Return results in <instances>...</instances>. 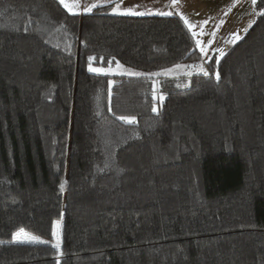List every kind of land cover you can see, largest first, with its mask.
Wrapping results in <instances>:
<instances>
[{
    "label": "trees",
    "instance_id": "obj_1",
    "mask_svg": "<svg viewBox=\"0 0 264 264\" xmlns=\"http://www.w3.org/2000/svg\"><path fill=\"white\" fill-rule=\"evenodd\" d=\"M113 5L0 0V264H264V0L209 59ZM117 63L145 75L90 70Z\"/></svg>",
    "mask_w": 264,
    "mask_h": 264
},
{
    "label": "crops",
    "instance_id": "obj_2",
    "mask_svg": "<svg viewBox=\"0 0 264 264\" xmlns=\"http://www.w3.org/2000/svg\"><path fill=\"white\" fill-rule=\"evenodd\" d=\"M202 1L209 2L208 4H210L212 8L214 6V9H212L211 14H203V17L200 19L197 16L202 12V9L205 8L201 5ZM237 2L238 0H178V3L173 4L172 0H65V3L72 8L71 13L79 15L88 13L89 11H85V9L92 7L93 4L97 7L108 3H114L113 8H115L117 4L120 5L121 11L114 12L112 9V13L116 15L148 16L162 15L161 13L179 15L184 21L186 18L189 23L195 25V27L191 29L192 32L204 33L203 35L195 37V40L200 39L204 41L205 46L209 49L211 47L213 50L217 47L226 50L233 45V34L238 32L237 29L244 21V17L242 18L243 13L241 12V4ZM96 7H92V10ZM129 7H134L136 12L144 14H124L123 9ZM65 8L68 10V7ZM191 15H193L194 19H191ZM205 20L208 21L207 24L202 23ZM221 21H223V23H221ZM212 33H215V35L213 36ZM209 41L212 43L209 44ZM221 43L222 46L220 45Z\"/></svg>",
    "mask_w": 264,
    "mask_h": 264
},
{
    "label": "rangeland",
    "instance_id": "obj_3",
    "mask_svg": "<svg viewBox=\"0 0 264 264\" xmlns=\"http://www.w3.org/2000/svg\"><path fill=\"white\" fill-rule=\"evenodd\" d=\"M234 2V1H233ZM232 2V4H233ZM209 2H201V5L202 7H205L204 9H202V12H200V14L197 16L198 18H202L203 17V14L204 15H209V13L211 14L212 12V9H214V6L213 8L211 7L210 4H208ZM238 4L240 3L241 5V8H242V18L244 17V21L243 23L241 24V26L237 29V33L239 34V36L241 37L248 29L249 27L254 23L255 19H256V10L252 4V0H238L237 2ZM191 19H194L193 15H191ZM234 37V42L237 40L235 38V36L233 35ZM203 44L205 45V42L202 41ZM233 42V43H234ZM222 46V43L220 44ZM217 47L216 49H212L210 47L207 48V53L205 54L204 53V56L206 59H209L211 56H213V54L217 53L218 50H222L223 53L226 52V50H223L222 48H219ZM218 55L219 52H218ZM182 67H171V68H167V69H164L159 73V75H169V76H177V75H180V74H192V73H195V72H200L199 71V65H197L196 63H182L180 64ZM122 66V67H121ZM94 68H101V69H104L105 71L103 72H100V73H109V74H128V71H132V72H139V73H143L142 71L138 70V69H135V68H132V67H128L126 65H123L121 63H117L115 65H109V66H98V67H94ZM171 69L172 71L171 72H165V70H169ZM155 88H156V92H155V95L156 97L158 98L159 97V92H158V86H157V82L155 83ZM61 229L60 226H59V231H60V234H61ZM56 230H57V227H56ZM26 232V231H25ZM28 233V232H26ZM28 234H31V235H34V236H37L35 234H32V233H28ZM39 237V236H38ZM41 238V237H40ZM56 239V237H55ZM15 240L16 241H29V242H36V241H32V240H29V239H26L24 238L23 235H21L20 238H17L16 234H15ZM43 240L42 238L39 240L41 241ZM56 243V240L54 242V244ZM60 244L62 245V237L60 239Z\"/></svg>",
    "mask_w": 264,
    "mask_h": 264
},
{
    "label": "snow or ice",
    "instance_id": "obj_4",
    "mask_svg": "<svg viewBox=\"0 0 264 264\" xmlns=\"http://www.w3.org/2000/svg\"><path fill=\"white\" fill-rule=\"evenodd\" d=\"M60 2L62 4H64L65 7H68V10L71 12L72 11V8L68 6V4L65 3V0H60ZM172 3L173 4H176L178 3V0H172ZM252 3L255 4L256 3V0H252ZM92 7H96L95 4L92 5ZM92 7H89V8H86L85 11H92ZM113 11L114 12H119L121 11V8H120V5L117 4V6L115 8H113ZM123 13L124 14H132V15H143L144 13H140V12H136L134 10V7H129V8H124L123 9ZM162 15H171L172 13H161ZM185 23L188 24V27L190 29L194 28L195 25L189 23L187 21V19L185 18ZM203 24H207L208 21L205 20L202 22ZM221 23H223V21H221ZM204 33L201 32V33H197L195 31L192 32V37H198L199 35H203ZM212 35L214 36L215 33H212ZM235 36L236 39H240V36L238 33H234L233 34ZM212 42L209 41V44H211ZM196 45L199 47V50L201 53H207V47L203 44V42L200 40V39H196ZM219 51V54L222 56L224 53L222 50H218ZM90 60L94 59L92 57H89ZM122 67V66H121ZM176 67H182L181 65H177ZM90 70L93 71V72H103L105 71L104 69H101V68H93L90 66ZM172 70L169 69V70H165V72H171ZM199 71L201 73H203L204 75H208V71L206 68L203 67V65H201L199 67ZM128 75H145L144 73H139V72H132V71H128ZM147 75H150V76H155V75H159V73H152V74H147ZM215 76H216V79L219 80L220 79V73L217 71L215 72ZM164 97L163 96H160L159 99H163ZM153 111H156V109L154 108ZM122 120H126V121H130V122H134L135 121V117H128V116H122L121 117ZM60 188L63 189L64 188V184L62 183L60 185ZM56 225H57V230L53 232V235L56 237V243L54 245L55 248L59 249L61 247V244H60V239H61V234H60V231H59V226H60V221H57L56 222ZM21 235L24 236V238L26 239H29V240H32V241H39L41 238L38 237V236H34V235H31V234H28L25 232V230L23 228L19 229L18 232L16 233V236L17 238H20ZM45 243H47V241H44Z\"/></svg>",
    "mask_w": 264,
    "mask_h": 264
}]
</instances>
